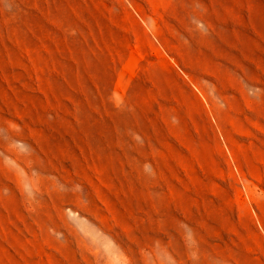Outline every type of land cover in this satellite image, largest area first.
<instances>
[{
  "label": "rangeland",
  "instance_id": "rangeland-1",
  "mask_svg": "<svg viewBox=\"0 0 264 264\" xmlns=\"http://www.w3.org/2000/svg\"><path fill=\"white\" fill-rule=\"evenodd\" d=\"M0 264H264V0H0Z\"/></svg>",
  "mask_w": 264,
  "mask_h": 264
}]
</instances>
